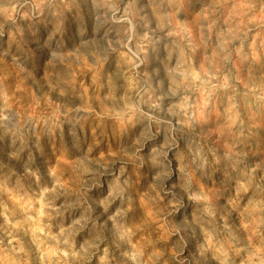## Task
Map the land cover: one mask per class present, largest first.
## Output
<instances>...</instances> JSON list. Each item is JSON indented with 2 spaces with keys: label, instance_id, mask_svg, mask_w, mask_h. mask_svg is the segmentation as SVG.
Returning <instances> with one entry per match:
<instances>
[{
  "label": "rangeland",
  "instance_id": "374dc122",
  "mask_svg": "<svg viewBox=\"0 0 264 264\" xmlns=\"http://www.w3.org/2000/svg\"><path fill=\"white\" fill-rule=\"evenodd\" d=\"M0 264H264V0H0Z\"/></svg>",
  "mask_w": 264,
  "mask_h": 264
}]
</instances>
